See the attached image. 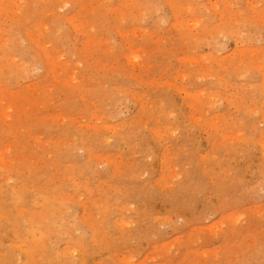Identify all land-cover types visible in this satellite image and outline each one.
<instances>
[{
	"label": "rangeland",
	"instance_id": "rangeland-1",
	"mask_svg": "<svg viewBox=\"0 0 264 264\" xmlns=\"http://www.w3.org/2000/svg\"><path fill=\"white\" fill-rule=\"evenodd\" d=\"M0 264H264V0H0Z\"/></svg>",
	"mask_w": 264,
	"mask_h": 264
},
{
	"label": "bare ground",
	"instance_id": "bare-ground-1",
	"mask_svg": "<svg viewBox=\"0 0 264 264\" xmlns=\"http://www.w3.org/2000/svg\"><path fill=\"white\" fill-rule=\"evenodd\" d=\"M1 29V28H0Z\"/></svg>",
	"mask_w": 264,
	"mask_h": 264
}]
</instances>
